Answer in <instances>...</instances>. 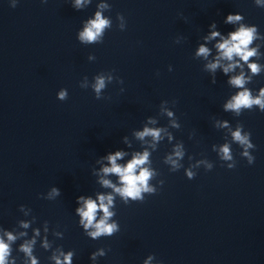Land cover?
Here are the masks:
<instances>
[{
    "label": "clouds",
    "instance_id": "clouds-1",
    "mask_svg": "<svg viewBox=\"0 0 264 264\" xmlns=\"http://www.w3.org/2000/svg\"><path fill=\"white\" fill-rule=\"evenodd\" d=\"M46 2V0H42ZM85 3V0H75L74 7L79 9ZM257 7L264 8V4H261V0H255ZM15 7V5H13ZM101 7H104L103 5ZM118 19H123V15L118 14ZM244 20L241 14H229L225 20L227 24H239V27L228 34V38L221 37V41L216 44L219 55L216 57L214 62H210L206 65V68L215 72L218 67H221V60H227L232 62L234 57H239L240 60L248 63L249 58L257 54L256 48H249V45L253 43L254 39L261 38L258 36V27L256 25L247 26L242 21ZM110 26L108 19L102 17L99 11L96 12L95 18L88 20L82 31L79 32V40L82 43H93L101 40L104 30ZM121 29H124L125 25L121 24ZM210 27L215 28V24L210 25ZM220 36L218 31H212L209 36L205 39L211 40ZM197 56H202L207 58L210 54L209 48L205 47L203 44L200 45ZM91 58V57H90ZM239 66V62L228 63L227 66L223 67L225 74L232 71L235 67ZM253 74H258L260 72V66L256 63H249ZM172 68L169 66V71ZM250 77H245L244 73L241 72L238 76H233L229 83L239 89H243L238 92L232 99L224 106L226 110H233L237 114H240L242 109L252 110L253 106H259L261 112H264V89H261L259 95L253 97L250 90L245 88V84L250 81ZM108 81L112 80L111 76L107 77ZM119 83H123L122 80H118ZM81 87H87L86 84H82ZM106 87V78L104 76H97L95 78V83L92 85V89L95 92V98L97 100L101 98V91ZM123 91V89H121ZM58 98L64 101L68 98V93L66 90H61L58 93ZM167 115L171 117L172 112H167ZM154 123V121H149ZM224 126H227L226 124ZM162 129L158 128H148L145 127L143 131L137 132V138L143 140L145 137H151L153 141H159L161 139ZM243 126L237 128L236 131L232 133L233 140L237 142L242 148L241 156L246 158L249 165L254 163L255 157L251 154L252 149L255 145L251 141V133L243 132ZM221 159L223 161H229L227 164L228 169H234L236 167V160L230 150L228 144H224L220 149ZM125 153L117 151L114 154H108L106 159L110 166L104 167L102 172L104 175L115 174L119 177L120 186L113 184L108 179H101L100 183L104 187L112 188L113 191L119 194L125 199L127 203L129 199L132 201L143 202L145 200V194L155 195L158 192V187L151 184L150 181L153 180L157 173L149 167H145L149 163L150 153L145 150L143 153L137 152L133 158L126 165L117 164V160L121 159ZM184 156V151L180 145H177L174 150L173 155L167 157L166 163L172 166V170H178L181 165L178 163L180 159ZM175 157V158H174ZM204 163V162H201ZM207 170L213 168L212 164H206ZM186 177L189 180L195 178L197 173L193 172L191 169H186ZM164 184L163 180L158 181V186L162 187ZM60 190L58 188H52L51 192L48 194V199H54L60 195ZM114 197L109 195L100 194L97 196L96 200L92 198H85L84 196H79L77 198V203L80 205L75 209L76 214L79 217L78 224L82 226L85 234L92 238L93 240L101 236H113L119 231L118 225L115 222L110 223L109 220L113 216V213L109 211V208L113 204ZM102 213L99 219H97V214ZM23 227L27 228L29 225L27 223L22 224ZM91 229V230H90ZM47 230V229H45ZM7 240L12 242L16 239L10 232L5 233ZM36 235H39V230L36 231ZM35 240L27 241L21 246V251L25 253L30 259L31 264H37V260L32 258V247ZM44 247H49L47 241L44 243ZM104 252L101 250L99 253H92L90 259H95L97 255H103ZM10 255L9 243H6L3 238H0V264H8V257ZM74 252L69 251L67 254L60 252L59 255H53L52 259L55 260V264H72V259ZM63 257V259H61ZM152 257H149L151 260ZM148 264V261H145Z\"/></svg>",
    "mask_w": 264,
    "mask_h": 264
}]
</instances>
